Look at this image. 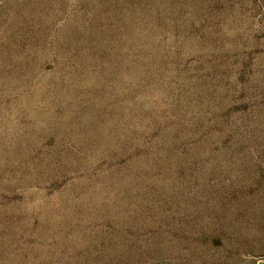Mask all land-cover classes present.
<instances>
[{
    "label": "rangeland",
    "instance_id": "1",
    "mask_svg": "<svg viewBox=\"0 0 264 264\" xmlns=\"http://www.w3.org/2000/svg\"><path fill=\"white\" fill-rule=\"evenodd\" d=\"M0 264H264V0H0Z\"/></svg>",
    "mask_w": 264,
    "mask_h": 264
}]
</instances>
